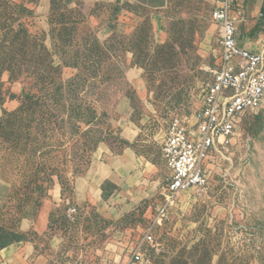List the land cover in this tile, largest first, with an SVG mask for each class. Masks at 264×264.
<instances>
[{"label":"rangeland","instance_id":"374dc122","mask_svg":"<svg viewBox=\"0 0 264 264\" xmlns=\"http://www.w3.org/2000/svg\"><path fill=\"white\" fill-rule=\"evenodd\" d=\"M42 2L0 0V121L18 113L25 123L12 128L31 123L30 140L44 153L29 171L14 162L28 158L0 153V264H13L12 248L26 264L127 262L163 202L170 127L176 119L194 124L219 63L215 7L174 0L155 12L130 0L71 7L48 0L46 37L33 28ZM103 28L113 32L104 40ZM104 145L114 158L134 155L121 186L90 176ZM39 164L53 174L41 197ZM78 180L100 202H73ZM58 186L63 202L41 232ZM142 193L146 199L132 210L128 200ZM176 204L156 233L161 251L146 264H264V102L243 118L230 152L218 155L208 194L188 192Z\"/></svg>","mask_w":264,"mask_h":264},{"label":"built area","instance_id":"2783aa9c","mask_svg":"<svg viewBox=\"0 0 264 264\" xmlns=\"http://www.w3.org/2000/svg\"><path fill=\"white\" fill-rule=\"evenodd\" d=\"M211 1L215 6L213 21L219 29L220 59L206 83L201 109L193 125L176 119L170 127L162 149L169 175L163 202L157 206V214L142 240L127 262L105 264H146L149 256L161 251L156 233L170 220L172 208L185 193L193 192L198 197L208 194L218 155L230 152L243 118L264 102V39L257 52L243 47L239 28L245 18L240 20L234 15L237 0ZM77 214L76 208L67 211L70 221H75Z\"/></svg>","mask_w":264,"mask_h":264},{"label":"crops","instance_id":"0c3cea01","mask_svg":"<svg viewBox=\"0 0 264 264\" xmlns=\"http://www.w3.org/2000/svg\"><path fill=\"white\" fill-rule=\"evenodd\" d=\"M42 6L36 8L35 10V26L34 31L36 33H43L47 37V33L50 32V25L46 20L44 13L47 8L48 0H42ZM77 0H64L65 4L68 6H72L76 4ZM85 1V0H84ZM107 1V0H106ZM110 1V0H108ZM135 5L150 11H163L166 8L170 7L171 3L174 0H130ZM212 3L211 0H208ZM213 4V3H212ZM214 5V4H213ZM215 7V6H214ZM236 7L234 15H238L237 18L243 20L245 18V22L240 24L239 28V36H240V44L253 51L257 52L260 50L261 41L264 39V0H237L233 5ZM112 30L102 29L101 34L98 37L102 40L106 39L112 34ZM102 36V37H101ZM132 152L130 150H126L124 155L120 158H114L111 148L109 145L99 146L98 152L96 155V160L94 159V167L92 168V172L90 173L91 178H95L96 181L103 185L107 181L115 185H122L125 183L123 180L124 177L129 176L128 172L131 171L132 162L130 159L133 158ZM93 164V163H92ZM92 186L88 184L86 180H78L74 184V194H72L71 200L80 203H88V202H100V194L97 195L94 190H92ZM52 192L56 193V197L53 200L52 206L50 209H46L47 215V225L42 228V231L48 229L50 222V215L53 211V206H59L62 200V188L60 186L55 187ZM147 197L146 194H140L128 200L130 205H132V210H136L139 206L144 202ZM69 202V200H67ZM129 205V204H128ZM127 205V206H128ZM128 208V207H127ZM10 248H7L8 250ZM4 250V251H6ZM14 248H12V252L9 254V259H12L13 264H26L25 260L18 254H14Z\"/></svg>","mask_w":264,"mask_h":264},{"label":"trees","instance_id":"16d2710c","mask_svg":"<svg viewBox=\"0 0 264 264\" xmlns=\"http://www.w3.org/2000/svg\"><path fill=\"white\" fill-rule=\"evenodd\" d=\"M34 100L36 98H33ZM37 101H39V98L36 99V104ZM15 113L13 115H8L7 118H4L0 121V139L3 140V142L7 145L3 146V144L0 147V153H5L6 155H11V156H17L20 158H28V159H24V163L20 162V159H17L16 162V167L18 169L23 168L25 171H29L31 170L34 166H35V159H39L41 158L40 155L44 154L43 152L40 153V146L41 143L37 142L35 140H30L31 139V133H32V126L31 123L24 127H19L17 126V129L15 130L14 128H12V125L14 124V122H16L17 120H21V122L24 124L25 121L22 118H19V116H16ZM16 116V117H15ZM22 117V115H20ZM15 117V121L14 120ZM15 126V124H14ZM32 144V145H31ZM24 156V157H23ZM9 167H11V164H8ZM41 167V168H40ZM44 166L42 165H38L37 170L35 172H37L36 175V181L38 182V186H39V190L42 192L41 196H45L44 192H48V189H50L51 184H53V174L50 171H46L49 169H46L45 167L42 168ZM45 170L47 172V174L44 176L43 179H41L38 176V172L39 171H43ZM45 172V173H46ZM44 173V174H45ZM48 184V185H46ZM48 186V187H47ZM40 204V203H39ZM6 249V248H5Z\"/></svg>","mask_w":264,"mask_h":264}]
</instances>
